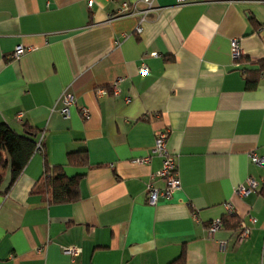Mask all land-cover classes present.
Masks as SVG:
<instances>
[{"label": "crops", "instance_id": "0c3cea01", "mask_svg": "<svg viewBox=\"0 0 264 264\" xmlns=\"http://www.w3.org/2000/svg\"><path fill=\"white\" fill-rule=\"evenodd\" d=\"M123 1L134 12L116 15ZM147 9L146 0H0V123L19 133L26 123L41 138L0 193V264H264V164L249 159L264 156V0ZM65 92L75 98L67 116ZM159 132L180 187L152 205L147 184L164 187ZM79 150L85 163L69 165ZM46 165L81 175L73 201L36 191ZM248 177L258 185L240 197ZM228 214L238 224L208 237ZM240 222L251 232L237 242ZM72 245L74 257L62 250Z\"/></svg>", "mask_w": 264, "mask_h": 264}, {"label": "trees", "instance_id": "16d2710c", "mask_svg": "<svg viewBox=\"0 0 264 264\" xmlns=\"http://www.w3.org/2000/svg\"><path fill=\"white\" fill-rule=\"evenodd\" d=\"M257 70H264V58L258 61ZM37 133V129L26 123L23 124V133L17 132L6 123H0V193H4L14 183L35 152ZM67 160L69 165L80 166L86 161V151L69 152ZM80 177L79 174L67 176L61 166L48 168L46 165L45 176L39 181L36 191L47 193L50 203L70 202L78 195ZM227 221H233V226L238 224V220L230 214L222 219V224L226 226Z\"/></svg>", "mask_w": 264, "mask_h": 264}, {"label": "built area", "instance_id": "2783aa9c", "mask_svg": "<svg viewBox=\"0 0 264 264\" xmlns=\"http://www.w3.org/2000/svg\"><path fill=\"white\" fill-rule=\"evenodd\" d=\"M177 4H187L191 2H209V1H216V0H175ZM152 0H146V3L148 4V9L151 6ZM135 9V5H132L126 1H123L120 5V8L117 10L116 15H124V14H129L133 13ZM147 9V10H148ZM147 10L143 11L146 12ZM142 28L140 26L136 27V31L140 32ZM230 52L231 56L234 60H237L239 57H241L242 52L241 48L239 46V41L237 39H231L230 43ZM30 49V48H27ZM24 51V47L22 44H18L14 47L13 52L11 53L10 57L12 59L18 58ZM154 55H156L154 53ZM139 71L141 73H145L148 71L147 66L141 64ZM114 89V86H113ZM116 90V89H115ZM75 101V98L73 94L65 92L62 95V102H63V107L61 108L60 112L63 116H67L69 111L68 107ZM21 114H18L17 117H20ZM83 116L84 118H87L88 114L86 110H83ZM167 133L166 132H159L155 138L154 145L152 148L153 153L160 154L162 156V161H161V168L157 171L156 175L162 179L164 182V187L162 189L156 188L151 182L147 184L146 188V198L147 202L149 204H156L158 199L160 197L162 198H168L172 195V193L177 190L180 187V180L178 177V172H177V167L176 163L173 159V157L167 152L166 146H165V139H166ZM35 151H41V138L36 142V149ZM249 159L251 160L252 163L255 164H264V156H259L255 154L254 152L250 153ZM136 161L142 162V161H148V158L144 159H137ZM261 181L264 183V177L261 178ZM258 185V181L253 178V177H248L245 180L244 184L239 185L235 193L238 196H245L247 195L250 191L254 190ZM227 209L229 212H231V207L230 205H226ZM255 219L251 218V222H254ZM223 224L220 219H216L211 221L207 225V236L212 237L213 234L217 231L222 229ZM251 232V225H248L244 222H240L239 226V231L236 236L237 242H242L245 239L248 238L249 234ZM64 253L69 254L71 257L77 256L79 253V248L76 246H66L62 248Z\"/></svg>", "mask_w": 264, "mask_h": 264}]
</instances>
